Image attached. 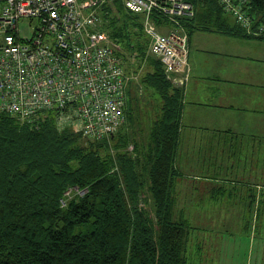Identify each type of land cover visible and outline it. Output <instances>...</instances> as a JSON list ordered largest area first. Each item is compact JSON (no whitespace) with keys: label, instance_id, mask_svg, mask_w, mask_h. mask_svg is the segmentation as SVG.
I'll use <instances>...</instances> for the list:
<instances>
[{"label":"trees","instance_id":"16d2710c","mask_svg":"<svg viewBox=\"0 0 264 264\" xmlns=\"http://www.w3.org/2000/svg\"><path fill=\"white\" fill-rule=\"evenodd\" d=\"M192 2L194 15L181 20L188 39L194 30L263 38L248 34L215 0ZM245 4L253 27L264 23V0ZM97 12L101 29L121 47L127 72L146 69L126 89V121L133 101L148 93L156 99L154 119L138 143L122 125L108 138L92 139L58 129L53 111L37 127L0 113V264H186L190 224L174 213L182 87L148 52L139 14L122 0ZM148 198L152 214L142 204Z\"/></svg>","mask_w":264,"mask_h":264},{"label":"built area","instance_id":"2783aa9c","mask_svg":"<svg viewBox=\"0 0 264 264\" xmlns=\"http://www.w3.org/2000/svg\"><path fill=\"white\" fill-rule=\"evenodd\" d=\"M112 1L0 0V113L37 127L53 111L67 115L83 136H111L125 121L126 89L137 78L100 27L97 8ZM215 1L248 34L264 37V23L253 27L245 0ZM122 2L140 15L148 52L167 79L183 87L190 65L181 20L194 15L192 0Z\"/></svg>","mask_w":264,"mask_h":264},{"label":"crops","instance_id":"0c3cea01","mask_svg":"<svg viewBox=\"0 0 264 264\" xmlns=\"http://www.w3.org/2000/svg\"><path fill=\"white\" fill-rule=\"evenodd\" d=\"M188 62L175 167L222 168L227 183L217 195L222 204L232 198L252 200L257 193L263 198L257 188L264 181V37L194 30ZM232 183L243 185L233 189Z\"/></svg>","mask_w":264,"mask_h":264},{"label":"rangeland","instance_id":"374dc122","mask_svg":"<svg viewBox=\"0 0 264 264\" xmlns=\"http://www.w3.org/2000/svg\"><path fill=\"white\" fill-rule=\"evenodd\" d=\"M228 18H231L230 14ZM145 70V67L138 72L130 69L136 73L137 79ZM142 98L133 101L131 116L122 124L124 131L133 134L138 143L146 138L151 120L154 119L156 104V99L149 93L145 100ZM60 117L55 115L58 129L70 128L75 131L67 115ZM82 141L85 144L88 140L83 138ZM115 144V139L109 140L108 148L111 152ZM127 148L131 150L133 146L129 144ZM176 169L175 217H182L190 224L185 245L186 264H258V261L264 264V194L263 198H258L257 193V198L253 196L252 200L232 198L224 200L222 204L223 200L217 197L226 190L222 168H208L205 171ZM262 174L264 179V165ZM250 184L249 189H254L255 184ZM242 185L232 183L229 187L234 189ZM258 190L264 191V181ZM66 193L68 196L73 194L71 190ZM145 196L148 194L144 193ZM227 203L229 205L226 206ZM142 204L152 214L150 198L146 202L142 200Z\"/></svg>","mask_w":264,"mask_h":264}]
</instances>
